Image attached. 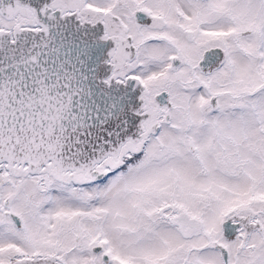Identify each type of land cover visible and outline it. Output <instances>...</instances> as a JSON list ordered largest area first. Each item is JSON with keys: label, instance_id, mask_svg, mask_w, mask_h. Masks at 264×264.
Segmentation results:
<instances>
[{"label": "snow or ice", "instance_id": "obj_1", "mask_svg": "<svg viewBox=\"0 0 264 264\" xmlns=\"http://www.w3.org/2000/svg\"><path fill=\"white\" fill-rule=\"evenodd\" d=\"M0 264H264V0H0Z\"/></svg>", "mask_w": 264, "mask_h": 264}]
</instances>
